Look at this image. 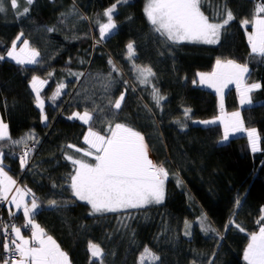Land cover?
Listing matches in <instances>:
<instances>
[{
  "label": "trees",
  "instance_id": "obj_1",
  "mask_svg": "<svg viewBox=\"0 0 264 264\" xmlns=\"http://www.w3.org/2000/svg\"><path fill=\"white\" fill-rule=\"evenodd\" d=\"M145 1L121 0L114 14L117 28L101 40L99 24L107 22L104 12L117 0H34L31 6L19 0V11L29 7L26 16L12 11L4 0L8 10L0 13V54L22 33L18 45L27 40L40 53V63L34 66L47 70L48 82L41 91L47 116L42 121L41 109L27 90L28 70L7 59L0 61V117L11 140L31 133L34 140L28 142L35 143L22 169L17 154L24 145L0 142L2 166L16 185L35 194L41 207L34 220L67 254L70 264H100L90 259V241L105 252L103 264H138L145 247L160 258L149 264H245L242 256L250 235L261 226L257 221L264 207V57L252 54L247 39L252 27L242 26V21L251 20L257 2L264 0H206L201 11L210 22H217V13L224 10L234 16L216 44L167 42L147 20ZM50 28L54 30L47 31ZM129 42L136 51L132 61L127 59ZM110 59L117 72H111ZM218 59L247 65L244 83L261 85L250 94L253 104L240 109L245 128L257 129L259 152H252L244 135L221 142L218 97L197 82V74L211 73ZM133 64L152 69L155 75L149 84L139 82ZM80 73L85 75L77 79ZM110 73L114 82L106 91L103 78ZM61 82L66 87L53 101ZM153 87L166 98L160 107L152 98ZM121 92L126 96L119 111H99ZM226 96L224 110L236 109L235 90ZM93 109L94 131L107 134L109 123H122L144 137L151 160L168 173L162 204L90 215L91 207L72 196L68 185L73 166L64 153L80 158L66 146L87 148L83 137L90 125L68 117ZM185 110H190V119H185ZM206 120L217 123H193ZM175 121L187 127L181 130ZM53 199L66 204L53 209L49 207ZM11 207L8 202L0 205V264L3 225ZM205 217L206 227L214 229L207 234L200 226ZM11 219L24 234L30 233L22 227V213Z\"/></svg>",
  "mask_w": 264,
  "mask_h": 264
},
{
  "label": "snow or ice",
  "instance_id": "obj_2",
  "mask_svg": "<svg viewBox=\"0 0 264 264\" xmlns=\"http://www.w3.org/2000/svg\"><path fill=\"white\" fill-rule=\"evenodd\" d=\"M11 10L19 16H26L29 7L19 11V0H8ZM26 4L31 6L34 0H25ZM121 0L111 5L104 12L105 23L99 24V34L101 40L107 39L113 31L116 30L117 24L114 22V14ZM126 2V0H124ZM206 0H147L144 12L147 20L153 27V31L158 33L167 42L172 44L183 41L199 42L205 44H216L219 41L221 31L234 19L230 10L218 12L220 19L217 22H210V18L201 11V6ZM4 0H0V13L7 11ZM264 3L257 2L254 15L251 20L242 21V26L251 24L252 31L248 33V44L252 54L264 57ZM54 29H47L51 32ZM22 33L12 42L11 47L6 50L5 54H0V61L7 59L14 61L16 65H37L40 63L38 57L40 53L30 48L28 41L24 40L22 46L17 48V41L21 40ZM127 59L132 61L136 56L133 42L126 45ZM109 65L112 66L111 72H117V69L110 59ZM133 69L137 74V79L141 84H149L150 78L154 73L150 67L133 64ZM249 72L247 65H240L232 60L222 62L216 61L214 70L211 73H198L199 83L209 88L215 89L220 96V106L223 109L224 90L230 84H235L239 94V103L241 106L252 105L253 101L250 94L261 87L258 83L247 85L244 83ZM49 77L52 73L48 74ZM80 73V76H84ZM104 84L106 91L110 90L114 82L111 73ZM48 81L33 75L30 80V88L35 93L36 106L41 109V120L47 121L44 114L45 101L41 98V91ZM127 83V82H125ZM195 84L196 81L194 80ZM65 83L58 84L54 95L51 97L55 101L65 89ZM126 92H121L113 102L99 108V111H119L125 102ZM152 98L158 107L161 101L166 98L160 95L159 90L152 88ZM85 110L73 112L68 119H77L84 124L90 125L87 133L83 137L84 144L87 148H80L73 144H68V149L79 153L80 158H76L68 152L64 153V159L71 163L73 171L69 175L72 196L77 200L86 202L91 206L90 215L115 213L120 210L139 209L148 204H160L164 200V184L168 177L167 171L153 163L147 155V145L144 137L140 132L122 123H115L104 131L107 134H101L94 131L91 126L94 122V113ZM190 110L184 111L185 119H190ZM223 125V138L221 142L229 140L230 136L238 132H246L249 145L252 152L259 151V136L256 128H245L241 119L240 112L236 111L230 115H221L217 118ZM217 120L193 121V123L203 124L205 126L214 125ZM181 130L187 127L186 123L175 121ZM34 140V136L29 133L20 140H11L8 131V125L0 120V142H10L13 145H24L25 151L20 156V165L24 169L28 164L29 151L28 141ZM91 158L93 162H89ZM57 185L53 184V188ZM11 194V196H9ZM30 198V203L26 202L25 197ZM0 201H6L13 205L15 209L22 210L25 223L22 227H31V238H25L22 235L20 226L15 223L3 225V250L7 254L2 264H69L68 256L63 252L51 236H47L44 230L35 223L34 217L39 211L41 205L38 203L35 194L30 189H21L16 187V181L8 175L0 161ZM62 203L55 199L49 201V207L56 209ZM237 205L240 201H236ZM17 216V212L9 210L10 219ZM206 217L200 221L202 231L209 233L214 231L206 227ZM261 224L259 231L254 232L249 237V243L244 251V260L247 264H264V207L261 208V217L257 221ZM187 225V222H186ZM231 224L226 227H230ZM190 227V225H189ZM10 228V232L8 229ZM240 231H244L240 228ZM185 235H191L189 231ZM88 251L90 259L94 258L103 264L105 252L97 243L89 242ZM158 261L159 256L155 255L148 247L144 248L138 258V264H145L146 259ZM214 264V262H210Z\"/></svg>",
  "mask_w": 264,
  "mask_h": 264
},
{
  "label": "rangeland",
  "instance_id": "obj_3",
  "mask_svg": "<svg viewBox=\"0 0 264 264\" xmlns=\"http://www.w3.org/2000/svg\"><path fill=\"white\" fill-rule=\"evenodd\" d=\"M145 3H147V0L145 1ZM146 6V5H145ZM145 13V12H144ZM183 42H188V41H183ZM19 43H18V41H17V48H19L20 46H22V44L20 43V45H18ZM14 62V61H13ZM223 62H226V61H223ZM15 63V62H14ZM25 68H27V70L31 73V76L32 75H36V76H38V77H41V76H43L44 77V75H45V72L41 69H39V68H37V67H35L34 65H26V66H24ZM202 73H205V72H202ZM198 86L199 87H204V88H206V89H210L212 92H214L215 94H216V96L218 97V102H219V107L221 108V106H220V96L216 93V91H215V89H213V88H209V87H207V86H205V85H201L200 83H199V77H198ZM29 84H30V82H29ZM29 84H28V86H27V90H28V93L31 95V97H32V99L34 100V102H35V93H33L32 92V90H31V88H30V86H29ZM246 84V83H245ZM235 84H230L228 87H230V86H234ZM228 93V88H226L225 90H224V96H223V109H221V113H220V115L218 116V117H220L221 115H230L231 113H233V112H236V111H239L240 112V109L242 108V107H246V106H241L240 105V103H239V94H238V92H237V89H236V87H235V96H236V109H233V110H228V109H226V110H224L225 109V100H226V94ZM35 105H36V102H35ZM241 119H242V117H241ZM0 120H2V118L0 117ZM80 121V120H79ZM80 122H82V121H80ZM83 123V122H82ZM222 128H223V125H222ZM87 131H88V129H87ZM87 131H86V133H87ZM239 135H244V136H246V138H247V133L246 132H238V133H235V134H233V135H231L230 136V138H233V137H237V136H239ZM223 138V137H222ZM229 138V139H230ZM227 142V141H226ZM223 143H225V142H223ZM258 147H259V143H258ZM250 149H251V147H250ZM260 149V148H259ZM257 152H259V151H257ZM2 159V155L0 154V161H2L1 160ZM2 165H3V162H2ZM5 170V169H4ZM6 171V170H5ZM7 172V171H6ZM17 184V183H16ZM16 187H19V188H21L20 186H18V185H16ZM22 189V188H21ZM164 191H165V185H164ZM9 196H11V194H9ZM164 198H165V196H164ZM30 198L29 197H25V200H26V202H28V200H29ZM164 201V200H163ZM163 203V202H162ZM162 203H160V204H162ZM9 205H11V204H9ZM155 205V203H152V204H148V205H145V206H154ZM91 207V206H90ZM17 211V209H15V207H14V211ZM129 210H133V209H128V210H120V211H118V212H115V213H119V212H122V211H129ZM21 212H22V210H20ZM109 214H112V213H109ZM36 223V222H35ZM36 224H38V223H36ZM39 225V224H38ZM40 226V225H39ZM41 228V227H40ZM154 261H151V259L149 258V259H146L145 260V264L146 263H153Z\"/></svg>",
  "mask_w": 264,
  "mask_h": 264
},
{
  "label": "built area",
  "instance_id": "obj_4",
  "mask_svg": "<svg viewBox=\"0 0 264 264\" xmlns=\"http://www.w3.org/2000/svg\"><path fill=\"white\" fill-rule=\"evenodd\" d=\"M28 148L30 149L29 154L32 153L34 151V147H35V143L34 142H28ZM25 151V146H23V149L17 154V157L20 158V156L23 154V152ZM4 203V205L6 204V201H0V205H2ZM13 223L12 219H9L5 222V224H10ZM8 231L10 232V228L8 229ZM25 232H30L31 231V227L29 226L28 228H24ZM1 256H3V258L5 259V257L7 256V254L3 251Z\"/></svg>",
  "mask_w": 264,
  "mask_h": 264
},
{
  "label": "crops",
  "instance_id": "obj_5",
  "mask_svg": "<svg viewBox=\"0 0 264 264\" xmlns=\"http://www.w3.org/2000/svg\"><path fill=\"white\" fill-rule=\"evenodd\" d=\"M27 69V68H26ZM40 69V68H39ZM44 72H45V75H44V77L43 76H41L40 78L41 79H44L45 78V76L47 75V70L46 69H44V68H41ZM40 69V70H41ZM28 73H30L29 71H28ZM30 75H31V73H30ZM246 75V74H245ZM33 76V75H32ZM31 76V77H32ZM235 87H236V85H234L233 87L232 86H230V87H228V91L230 90V89H234L235 90ZM79 121V120H78ZM80 122V121H79ZM82 123V122H81ZM82 124H84V123H82ZM86 125V124H85ZM87 131V130H86ZM86 134V133H85ZM84 134V135H85ZM86 147H87V145L86 144H84ZM147 155H148V157H149V159H151V156H150V154H148V151H147ZM79 201V200H78ZM86 203V202H85ZM90 206V205H89ZM11 211H14V206L12 205V207H11ZM14 212H17V214L18 213H22L20 210H15ZM22 215H23V213H22ZM25 221V220H24ZM32 231V230H31ZM31 231H30V233H27V234H24L23 232H22V235H24L25 236V238H28V239H30L31 238ZM259 231V230H258ZM257 231V232H258ZM49 236V235H48ZM53 239V238H52ZM54 240V239H53ZM57 244V243H56ZM243 261L245 262V264H247V262L244 260V253H243ZM69 260V259H68ZM69 264H70V262H69Z\"/></svg>",
  "mask_w": 264,
  "mask_h": 264
}]
</instances>
